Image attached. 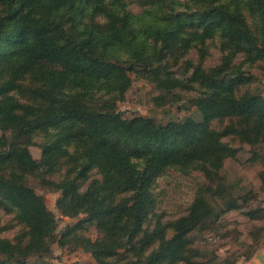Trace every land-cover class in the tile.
<instances>
[{"label":"trees","instance_id":"obj_1","mask_svg":"<svg viewBox=\"0 0 264 264\" xmlns=\"http://www.w3.org/2000/svg\"><path fill=\"white\" fill-rule=\"evenodd\" d=\"M239 2L257 13L264 35V0H151L140 13L128 10L124 0H0V161L16 167L9 177L0 174V196L29 227L24 250L0 238V264L46 249L53 215L19 178L36 168L54 172L62 161L73 175L57 182V206L65 216L84 213V221L95 222L101 236L79 241L97 264H117L112 258L121 246V264L208 261L187 237L213 211L206 191H198L183 214L166 222L153 213L154 182L168 167L180 164L198 162L209 174L219 167V157L235 151L221 141L226 131L204 129L213 118L254 117L264 142V97L235 95L215 70L202 78L204 97L194 99L199 121L185 117L157 124L139 115L125 119L113 108L89 102L101 91L122 96L130 85L127 72L133 70L125 63L161 64L172 43L186 48L192 37L202 40L211 29L233 44L253 48L257 38ZM47 60L54 68L36 69ZM26 73L35 74L41 86L28 103L20 104L7 93ZM38 131L45 133L40 161L18 146L19 139ZM93 168L100 179H89Z\"/></svg>","mask_w":264,"mask_h":264},{"label":"rangeland","instance_id":"obj_2","mask_svg":"<svg viewBox=\"0 0 264 264\" xmlns=\"http://www.w3.org/2000/svg\"><path fill=\"white\" fill-rule=\"evenodd\" d=\"M124 1L128 10L140 13L151 0ZM238 7L250 32L257 38L253 48L246 47L245 42L233 44L220 30L211 29V34L202 40L192 37L186 48L172 43L161 64L145 67L133 61L125 63V67L133 66V70L127 72L130 85L122 96L118 98L116 94L101 91L93 95L89 104L113 108L125 119L137 115L149 117L157 124L185 117L199 121L201 116L194 99L204 97L201 94V90H205L202 78L215 70L216 76L229 84L227 89L235 95L248 92L264 97V35L260 34V18L245 2H239ZM43 62L45 64L36 69L54 68L51 61ZM2 66L4 61L0 62V68ZM15 70L14 67L11 71ZM40 86L35 74L26 73L7 95L26 104L33 98L32 91ZM204 129L208 133L226 131L221 141L235 151L219 157V167L210 170L209 174L198 162L168 167L160 173L152 188L156 198L153 213L161 214L163 221H171L185 212L198 191L205 190L213 211L205 222L187 235L191 247L198 249L204 260H208L205 264H250L264 249V142L258 123L254 117L245 120L238 115H227L209 120ZM49 132L53 133V130ZM7 133L10 137L9 130ZM44 141L45 133L38 131L19 139L18 146L25 148L32 159L40 161ZM68 167L62 161L54 172L36 168L21 174L19 179L42 198L55 224L45 239L44 251L14 257L12 264H97L79 241L81 237L94 240L101 236L95 222L84 221V213L65 216L57 206L60 195L57 182L73 175L67 172ZM15 168V163L0 161V174L5 177L14 173ZM89 175V179H100L94 168ZM218 178L221 179L220 186H217ZM89 179L82 184L81 190ZM28 229V224L18 217V209L0 196V238L24 250ZM117 252L119 254L112 261L121 264L125 261L124 247H119Z\"/></svg>","mask_w":264,"mask_h":264},{"label":"water","instance_id":"obj_3","mask_svg":"<svg viewBox=\"0 0 264 264\" xmlns=\"http://www.w3.org/2000/svg\"><path fill=\"white\" fill-rule=\"evenodd\" d=\"M257 260H255L256 264H264V251H261V253H257ZM254 262V260H253ZM253 262L251 261L250 264H253Z\"/></svg>","mask_w":264,"mask_h":264},{"label":"crops","instance_id":"obj_4","mask_svg":"<svg viewBox=\"0 0 264 264\" xmlns=\"http://www.w3.org/2000/svg\"><path fill=\"white\" fill-rule=\"evenodd\" d=\"M263 251H264V249H263ZM252 262H253V261H252ZM253 264H256L255 261L253 262Z\"/></svg>","mask_w":264,"mask_h":264}]
</instances>
